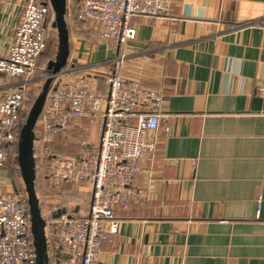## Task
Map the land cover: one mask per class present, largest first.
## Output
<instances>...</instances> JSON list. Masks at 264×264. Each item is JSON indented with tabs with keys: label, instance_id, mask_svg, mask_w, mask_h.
<instances>
[{
	"label": "crops",
	"instance_id": "1",
	"mask_svg": "<svg viewBox=\"0 0 264 264\" xmlns=\"http://www.w3.org/2000/svg\"><path fill=\"white\" fill-rule=\"evenodd\" d=\"M25 3L0 0V56ZM133 24L136 40L107 44L104 60L85 39L76 53L83 68L103 64L167 99L156 160L133 183L138 195L118 211L119 233L100 263L264 264V110L252 109L264 93V0H178L165 17ZM1 79L0 95L15 84ZM81 125L74 135L96 143V123ZM14 190L7 164L0 193ZM90 200L91 191L86 208Z\"/></svg>",
	"mask_w": 264,
	"mask_h": 264
},
{
	"label": "built area",
	"instance_id": "2",
	"mask_svg": "<svg viewBox=\"0 0 264 264\" xmlns=\"http://www.w3.org/2000/svg\"><path fill=\"white\" fill-rule=\"evenodd\" d=\"M25 1L13 43L0 56V75L15 83L0 95V169L8 164V148L18 145L27 121L28 83L46 50L48 23L54 16L50 0ZM177 1L66 0V18L110 48L123 49L138 36L134 19L165 17ZM98 66L104 65L90 69ZM91 77L64 70L57 75L35 132V143L63 139L77 145L71 173L91 189L83 214L65 208L66 214L56 219L53 215L63 208H48L49 264H101L103 245L119 233L118 211L130 208L138 195L133 183L156 160L166 118L162 109L167 99L161 87L127 80L116 70L108 73L107 91L102 93L94 89ZM83 121L96 123V143L74 135ZM0 264H36L30 207L22 189L0 193Z\"/></svg>",
	"mask_w": 264,
	"mask_h": 264
},
{
	"label": "rangeland",
	"instance_id": "3",
	"mask_svg": "<svg viewBox=\"0 0 264 264\" xmlns=\"http://www.w3.org/2000/svg\"><path fill=\"white\" fill-rule=\"evenodd\" d=\"M53 20L54 16L50 17L48 24L53 22ZM69 33L71 52L68 65L64 71L67 73L71 72L72 75H86L91 73V82L94 87L96 86L99 89H102L104 86L106 87L109 70L101 66H98L95 69L83 68L79 65L76 53L80 51V41L85 39V41L88 42V44H91L92 49L97 53L95 61H102L107 54V52H105L107 43L104 41L97 42L98 39L95 36L90 35V33L84 31L80 26H70ZM96 42L99 44L97 45ZM58 47V32L53 29L50 24L47 48L37 63V70L35 71L33 78L28 83V106L26 105V108L28 107L29 111L41 93L46 78L50 75L47 70L48 63L50 61H55ZM92 61L94 60L92 59ZM93 66H91V68ZM0 77L3 78L1 80L8 84L11 81L14 82V80L9 79L6 76L0 75ZM64 78L67 79L69 76H64ZM71 142L72 141L63 139H47L35 143L37 176L35 187L37 196L41 205L44 206V209H48L51 206H62L71 209H75V207L78 206L80 209H87L88 195L91 189L86 184L76 181L75 177L72 176L71 162L76 157V147ZM17 151L18 145L10 148L8 151V164L11 167L14 187L19 190L25 189V185L17 163Z\"/></svg>",
	"mask_w": 264,
	"mask_h": 264
},
{
	"label": "water",
	"instance_id": "4",
	"mask_svg": "<svg viewBox=\"0 0 264 264\" xmlns=\"http://www.w3.org/2000/svg\"><path fill=\"white\" fill-rule=\"evenodd\" d=\"M50 5L54 13V22L52 27L58 32V53L55 61H50L48 64L47 70L50 75L46 78L41 93L29 111L27 121L21 131L18 143V164L30 207L31 234L36 250V264H49V255L45 235L46 220L41 214L40 200L35 189V128L40 119L50 91L55 90V88H52L53 80L67 67L71 52L70 33L66 21V0H50ZM258 88L264 90V83H258ZM252 109L264 110V93L261 97L254 98ZM16 193H18L17 190ZM78 210L79 208L77 207L75 213H78ZM66 212L65 208L60 209L53 215V217L57 219L66 214Z\"/></svg>",
	"mask_w": 264,
	"mask_h": 264
},
{
	"label": "trees",
	"instance_id": "5",
	"mask_svg": "<svg viewBox=\"0 0 264 264\" xmlns=\"http://www.w3.org/2000/svg\"><path fill=\"white\" fill-rule=\"evenodd\" d=\"M53 11V10H52ZM53 15H54V13H53ZM66 21H67V24H68V27H70L71 26V21L68 19V18H66ZM53 22H54V20H53ZM53 22H51L50 24H51V26H52V24H53ZM50 24H48V28L50 29ZM53 28V27H52ZM54 29V28H53ZM56 30V29H55ZM57 31V30H56ZM89 33V32H88ZM91 35V34H90ZM93 36V35H92ZM58 41H59V38H58ZM48 44V43H47ZM47 48V47H46ZM70 50H71V46H70ZM43 55V54H42ZM41 55V56H42ZM40 59V58H39ZM39 61V60H38ZM38 63V62H37ZM49 64V63H48ZM27 97H26V105L28 106V102H27ZM29 108L27 107L26 108V112H27V116H28V113H29V110H28ZM37 127H39V123H37V125H36V128H35V132L37 131ZM17 145H13V147H16ZM12 147V146H11ZM11 147H9L8 148V151L10 150V148ZM17 153H18V151H17ZM17 161H18V156H17ZM18 163V162H17ZM18 166H19V164H18ZM19 170H20V167H19ZM20 173H21V171H20ZM36 181H37V176H36V180H35V185H36ZM35 189H36V187H35ZM59 207H62V206H59ZM48 208V207H47ZM64 208V207H63ZM40 209H41V214H42V216H43V218L45 219V220H47L48 219V213H47V211H48V209H44V206H42L41 205V202H40Z\"/></svg>",
	"mask_w": 264,
	"mask_h": 264
},
{
	"label": "flooded vegetation",
	"instance_id": "6",
	"mask_svg": "<svg viewBox=\"0 0 264 264\" xmlns=\"http://www.w3.org/2000/svg\"><path fill=\"white\" fill-rule=\"evenodd\" d=\"M22 190H24V192H25V189H22ZM26 193V192H25Z\"/></svg>",
	"mask_w": 264,
	"mask_h": 264
}]
</instances>
